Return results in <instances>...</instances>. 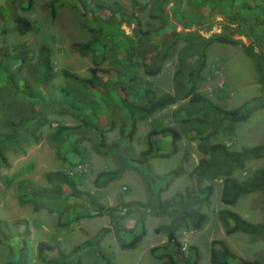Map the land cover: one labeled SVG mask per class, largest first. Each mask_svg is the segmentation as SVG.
Wrapping results in <instances>:
<instances>
[{
    "label": "trees",
    "instance_id": "trees-1",
    "mask_svg": "<svg viewBox=\"0 0 264 264\" xmlns=\"http://www.w3.org/2000/svg\"><path fill=\"white\" fill-rule=\"evenodd\" d=\"M33 1L0 0V35L13 33L22 37L37 30L34 21L17 12L18 8L31 9ZM134 1L136 3L143 0ZM190 1L200 5L196 11L180 10L182 0H153L154 9L160 16L165 6L173 3V11L180 21L182 31L177 32L175 28L168 30L166 23H163L160 26L164 38L162 45L159 47L154 43L150 45L158 48L154 53L150 52L144 60L143 69L147 76H157L163 62L175 54L178 64L173 76L174 94H165L151 100L147 106L135 104L134 99L129 102L128 89L119 81L124 75L111 73L98 66L89 70L90 78L80 77L66 69H56L53 49L48 45L40 46L37 53L23 44H13L8 50H0V167H9L8 153L21 154L28 146L38 144L45 138L47 145L55 151V156L60 160L67 161L61 154V149L67 148L72 157L68 163L74 168L86 162L87 149L99 156L113 155L119 163L118 169L115 172L98 173L93 182L96 188L104 187L127 168H134L143 173L147 171L152 179L156 181L164 179L169 183L183 171L178 168L158 176L153 173L149 162L156 158L168 159L178 153L182 135L177 126L164 127L159 122H153L146 135V148L138 157L134 156L131 143L138 119L148 118L167 107L177 106L172 111L175 124L189 128L186 133L189 139L198 141L197 151L200 157L197 165L189 173L192 189L186 190V198L191 203L198 204L199 208L186 209L189 204H183V199L186 198L180 195L169 209L163 210L173 215L174 222L179 221L178 227L186 231H200L208 221L206 213L202 212L200 206L208 203L214 192V183L219 181L220 203L225 206H233L241 197L249 194L263 195L261 223H250L229 209H220L217 212L225 235L243 233L264 237V165L244 178L235 176L236 172L246 174L250 161L264 159V145L233 150L226 143L213 140L218 133L232 135L237 124L246 122L257 110L264 108V94L253 97L238 107L227 109L214 103L197 89V82L202 78L205 69L207 49L213 43L241 48L256 57L255 68L259 73V83L264 89V51L260 49L256 54L252 52L255 46L264 48V0H188ZM77 2L83 6L81 8H86V4L81 0ZM57 3L58 0H51L48 5L52 19L56 16ZM89 3L88 9L93 13L97 12V16H101L102 13L110 16L108 7L97 5L91 0ZM87 11L86 15L89 13ZM214 16L223 19L220 33L205 38L197 32H185L199 21L205 22ZM118 17L121 22L125 20L121 14ZM136 28L138 36L135 45L139 49L143 45L142 36L149 33H142L139 22ZM234 35L245 38L249 46L245 47L240 39L233 38ZM94 43L85 44L82 49H90ZM180 43L183 46L178 49ZM130 48L134 50L133 46ZM58 78L65 81L64 85L59 86L55 83ZM133 80L129 79L128 82ZM128 84V88H131L130 83ZM112 92L118 95V100L115 101L111 97ZM116 108L120 111L119 137L116 141L108 143L107 134L116 128L113 119ZM24 110L26 113H23ZM63 116H70L74 124L60 123L59 118ZM192 123L195 125L191 126ZM44 130H47L45 134ZM46 178L51 185L49 189L28 183L18 185L22 204L30 203L38 210L45 200L72 197L89 204L87 210H84L82 215L75 216V219L110 216V226L102 228L93 239L87 240L83 245L98 244L105 234L112 230L121 250H134L145 236L144 227L139 233L120 227V221L123 219L121 210L117 207H103L97 203L93 195L78 189L70 175L53 172L46 174ZM137 208L145 211L149 206H142L140 203L125 206L128 212ZM58 223L59 227L64 225ZM26 224L24 220L10 225L0 221V242L10 243V251L13 250L12 244L17 242L19 258L15 264H28ZM22 225H25L26 229H21L17 235L19 240L13 239L11 229L16 230ZM162 228L167 232V242L151 249L154 257L166 260L161 264H200L195 246L187 248L186 257L187 253H184L177 239L175 226ZM124 233L131 234V239L125 240ZM56 252H59L57 248L44 242L38 243L36 259L40 264H61L55 257ZM107 264L113 262L108 260ZM210 264L264 263L257 259H243L233 253L224 240H213L210 243Z\"/></svg>",
    "mask_w": 264,
    "mask_h": 264
},
{
    "label": "rangeland",
    "instance_id": "rangeland-1",
    "mask_svg": "<svg viewBox=\"0 0 264 264\" xmlns=\"http://www.w3.org/2000/svg\"><path fill=\"white\" fill-rule=\"evenodd\" d=\"M50 1L34 0L31 9L18 8L20 15L36 23L37 30L22 37L13 33L0 35V50H8L13 44H23L37 53L40 46L48 45L53 49L54 64L58 70L66 69L80 77L90 78L89 70L98 66L111 73L124 75L119 81L128 89L129 102L134 99L137 105L147 106L151 100L165 94H174L173 76L178 64L176 54L163 62L157 76H147L143 69L146 56L162 45L164 38L160 26L163 23H166L168 30L175 28L177 32L182 31L180 21L173 11V3L165 6L160 16L154 9L153 0L136 3L134 0H91L97 5L108 7L111 12L110 16L104 13L97 16V12L93 13L88 9L90 0H81L87 9L81 8L83 6L78 4L77 0H58L56 16L52 19L48 6ZM143 2L147 4L144 5ZM198 6L200 5L194 1L182 0L180 10L196 11ZM85 11L89 12L88 15ZM119 14L124 17V21H120ZM137 22L142 33H149L142 36L143 45L139 49L136 48ZM221 23L223 19L214 16L205 22L199 21L185 32H197L202 37L209 38L221 32ZM210 25L212 26L208 30ZM110 35L112 37H109ZM147 38L149 40H146ZM233 38L240 39L245 47L249 46L245 38L237 35ZM93 42L95 43L90 49H82L83 45ZM153 43L158 47H151ZM131 46L134 50H131ZM182 46L180 43L178 49ZM260 49L264 51L262 46H255L252 52L256 54ZM255 58L244 49L213 43L206 52L205 69L202 78L197 82L198 91L227 109L238 107L245 101L264 94V89L259 83V73L255 68ZM129 79L134 80L128 82ZM55 83L62 86L65 81L58 78ZM128 83L131 88H128ZM111 97L115 101L118 100L115 92H112ZM175 107L177 106H170L151 117L138 119L131 143L134 156L138 157L146 148V135L153 122H159L164 127L177 126L182 135L178 153L168 159L156 158L149 162L153 173L158 176L178 168L183 171L169 183L164 179H152L147 171L143 173L134 168H127L104 187L96 188L93 182L98 173L115 172L118 169L119 163L113 155L99 156L87 149L86 162L74 168L68 163L72 157L67 148L61 149V154L67 161L60 160L55 156V151L47 145L45 138L38 144L28 146L21 154L8 153L9 167H0V221L9 225L20 220L26 221L28 264H40L36 259V252L37 244L41 242L58 249L59 252L54 254L61 264H107L108 260L113 264H161L166 260L154 257L151 249L167 242V232L162 227L172 225L176 227V236L185 254L189 246L197 248L200 264H210V243L213 240H224L229 249L243 259H257L264 263L262 235L234 233L226 236L217 217L220 209H229L250 223H261L262 194H249L241 197L235 205L225 206L220 203L221 187L219 181H216L208 203L200 206L208 217L207 223L200 231H186L178 227L179 221L174 222L173 215L163 210L169 209L180 195L187 197L186 190L192 189L189 173L200 157L197 151L198 141L190 140L186 134L189 128L175 124L172 114ZM23 113H26V110ZM113 119L116 128L107 134L108 143L116 141L119 137L118 108L114 109ZM59 121L67 125L74 124L70 116L60 117ZM193 125L195 124L192 123L191 126ZM43 132L45 134L47 130ZM213 140L224 142L233 150L264 145V108L257 110L246 122L237 124L232 135L218 133ZM263 165L264 159L252 160L247 164L246 174L236 172L235 176L244 178ZM53 172L70 175L80 191L93 195L95 201L103 207L119 208L123 215L120 227L132 229L135 233H139L144 227L145 236L137 247L134 250H121L112 230L106 233L98 244L83 245L87 240L93 239L102 228L110 226L109 215L75 219V216L82 215L84 210H87L89 204L86 202L72 197H63L62 200L53 198L51 201H43L38 210L30 203L22 204L18 185L28 183L49 189L51 185L46 174ZM132 203L149 206V209L144 211L137 208L128 212L125 206ZM183 204H189L185 207L188 210L199 208L198 204L191 203L187 198L183 199ZM58 222L64 225L59 227ZM21 229H26V226L11 229L13 239L19 240L17 235ZM131 237V234H123L125 240ZM9 245L10 243L0 242V264H15L19 258L17 242L12 244V251L9 250Z\"/></svg>",
    "mask_w": 264,
    "mask_h": 264
}]
</instances>
